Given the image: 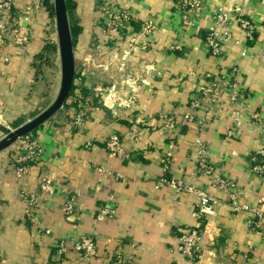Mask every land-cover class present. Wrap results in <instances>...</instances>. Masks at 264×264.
Listing matches in <instances>:
<instances>
[{
    "label": "crops",
    "instance_id": "0c3cea01",
    "mask_svg": "<svg viewBox=\"0 0 264 264\" xmlns=\"http://www.w3.org/2000/svg\"><path fill=\"white\" fill-rule=\"evenodd\" d=\"M9 1L11 15L30 2ZM113 4L131 12L136 24L108 32L97 0H75L81 28L74 45L76 72L95 100L74 93L78 104L62 107L28 134L41 151L28 161L23 177L10 165L24 150L14 143L0 152V264H117V253L134 264H264V175L252 169L253 154L264 150V0H205L189 26L183 25L176 0ZM218 7L235 8L254 31L249 39L230 23L231 37L214 57L200 31L212 26ZM146 20L155 26L149 46L124 54L132 32L142 41L137 33ZM20 24L29 33L24 46L14 44L10 32L0 42V136L40 109L35 63L55 28L53 16L41 7L22 12ZM127 73L135 77L136 100L122 109L105 96L111 88L116 97L127 94L122 82ZM218 78L226 82L219 83L215 99L192 108L199 87ZM233 111L240 113L238 120ZM77 113L79 126L73 123ZM185 114L192 115L191 122H183ZM163 115L175 118L170 129ZM112 132L126 158L106 150ZM196 139L213 168L210 176L198 171ZM43 174L53 193L38 192L32 220L25 197L37 191ZM163 176L216 199L202 217L201 257L194 262L183 260L177 246L181 229L199 222L198 196L176 192L159 181ZM217 176L234 184L238 203L248 209H233L230 190L215 183ZM65 201L72 202L71 216L62 210ZM99 208L109 214L98 217ZM82 236L93 239L95 256L71 249L57 255L58 240L70 248Z\"/></svg>",
    "mask_w": 264,
    "mask_h": 264
},
{
    "label": "built area",
    "instance_id": "2783aa9c",
    "mask_svg": "<svg viewBox=\"0 0 264 264\" xmlns=\"http://www.w3.org/2000/svg\"><path fill=\"white\" fill-rule=\"evenodd\" d=\"M113 1L115 0H97V7L105 16L104 26L105 30L108 32H117L120 28L131 25V22L135 21L131 12L124 8H116L113 4ZM204 1L205 0H176L175 6L180 14L184 26L192 25V19L200 13ZM34 7L46 9L44 0H30L23 10L16 11L13 15H11L10 1L0 0V42L3 41V37L7 32H10L13 43L18 46H24L28 42V28L26 24H20L21 14L22 12L28 13ZM23 20L27 21L28 18L24 17ZM232 22L237 25V27L247 36V38H252L254 30L253 24L249 18L240 14L235 8L225 9L223 7H218L213 13L212 26L207 30L203 40L205 49L212 56H221L223 45L228 42L231 37V29L229 25ZM154 27V23L151 20L144 21L137 33L142 37V41L137 42V36L134 32H132L131 37L128 39L127 48L124 49V54H127L129 49H147L149 46L148 36L153 32ZM55 36L56 33L54 28V30L49 33L48 39L49 41H52L56 44ZM122 82L127 85V94L125 96L116 97L115 91H113V88H111L112 92L109 91L105 96V99L111 101V105H116L118 108L126 109L135 103L137 85L135 77L129 73L125 75V78ZM221 82L225 83L226 81L224 78H218L214 82L201 85L198 89V94L190 102V106L192 108H197L205 100H214L218 85ZM232 117L235 120H238L240 118V113L233 111ZM162 120L164 126L167 129H170L174 126L175 118L172 115H163ZM137 121L142 123V120L140 119H137ZM191 121L192 115L185 114L183 117V122L186 123ZM73 123L77 126L81 125L82 119L79 113L75 115ZM10 129L12 128H9L8 130ZM134 130H132L133 134L136 133ZM15 143L16 148L18 150H24L25 153L16 154L13 157L10 167L17 177H23L29 169L28 161L35 158L41 151V148L39 144H37V142H35L33 139H30L28 135L17 140ZM195 144L198 148L197 152L199 153L198 171L202 172L204 175L210 176L212 174L213 168L205 157L203 145L198 139H196ZM105 148L111 155L117 156L119 158L127 157V154L123 150L120 137L114 132L110 133L106 138ZM256 154L261 157L262 162L252 166V169L254 172L264 175V150H260ZM252 160H255V156H252ZM159 181L174 188L176 192L195 191L198 196L195 215L199 222L194 227L181 229L178 236L179 243L177 246L178 254L183 260L194 262L201 257L200 240L202 238L203 231L200 226V219L207 212H209L213 204H215L216 199L203 189L192 188L191 186L184 185L181 181H174L167 178L166 176L161 177ZM215 183L219 187L230 190L228 196L231 200V205L233 206L234 210L239 211L248 209V205L238 203L237 192L234 190V184L230 180L217 176L215 178ZM38 192H44L48 195L53 193V184L48 175L43 174L40 177L37 191L25 197L28 203L26 214L27 217H31L32 220L35 219L33 216V209L36 205L35 203ZM62 210L67 216H71L72 202L65 201ZM108 214V209L99 208L98 217ZM45 232L47 233L48 230L46 229ZM68 249L73 250L83 257H92L96 254L95 244L90 236H82L81 238L72 241L70 248H67V241L65 239H60L55 243V250L59 256L64 255ZM116 262L117 264H134V261L131 257H124L119 253L116 254ZM173 264L180 263L174 262Z\"/></svg>",
    "mask_w": 264,
    "mask_h": 264
},
{
    "label": "water",
    "instance_id": "95a60500",
    "mask_svg": "<svg viewBox=\"0 0 264 264\" xmlns=\"http://www.w3.org/2000/svg\"><path fill=\"white\" fill-rule=\"evenodd\" d=\"M52 9L60 70L57 89L43 109L0 136V152L50 120L64 106L71 92L76 62L66 0H52Z\"/></svg>",
    "mask_w": 264,
    "mask_h": 264
},
{
    "label": "trees",
    "instance_id": "16d2710c",
    "mask_svg": "<svg viewBox=\"0 0 264 264\" xmlns=\"http://www.w3.org/2000/svg\"><path fill=\"white\" fill-rule=\"evenodd\" d=\"M44 5L47 8V10L49 11L50 15L53 16V9H52V2H50L49 0H44ZM66 6H67V11H68V17H69V23H70V28H71V34H72V38H73V44L75 45L76 43V38L77 35L79 34L81 28L78 24V17L75 11V0H66ZM131 24H136V21H132ZM207 31H200V35L203 37V40L205 38ZM57 52V47L56 44L53 42H46L44 44L43 50L42 52L37 55V62L35 63V71H36V75L39 74L40 72V61H48L49 59V55H54V53ZM76 79H79V83H73L71 92L69 94V97L67 98L66 102L64 103L63 107H66L67 105H76L78 104L77 99H73L74 98V93L80 91V95L78 96V98L80 100H82V97H87L89 99V101H91L92 99V95L91 93L84 87L81 86L80 84V73L78 74V72L75 73V78L74 81H76ZM81 97V98H80ZM94 98V97H93ZM95 100V98H94ZM22 122V120H18L17 122L14 123V126H17L18 124H20ZM253 156H255V160L253 161V163L256 164H260L262 162L261 157L258 154H253ZM201 224L203 225L204 220L201 218L200 219ZM180 234V233H179Z\"/></svg>",
    "mask_w": 264,
    "mask_h": 264
},
{
    "label": "rangeland",
    "instance_id": "374dc122",
    "mask_svg": "<svg viewBox=\"0 0 264 264\" xmlns=\"http://www.w3.org/2000/svg\"><path fill=\"white\" fill-rule=\"evenodd\" d=\"M55 40H56V36H55ZM48 57H49L48 61L45 60L40 61V72L37 75L38 78L40 79L38 92H39V97L41 98L40 109L37 112L43 109L52 99L59 82L60 70H59L58 53L55 52L54 55L52 54L49 55ZM76 81L74 82L76 83Z\"/></svg>",
    "mask_w": 264,
    "mask_h": 264
}]
</instances>
